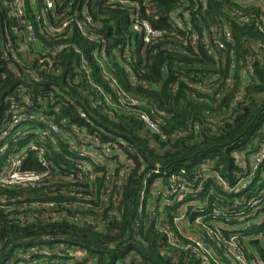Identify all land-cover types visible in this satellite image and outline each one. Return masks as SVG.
I'll return each mask as SVG.
<instances>
[{
	"label": "trees",
	"instance_id": "trees-1",
	"mask_svg": "<svg viewBox=\"0 0 264 264\" xmlns=\"http://www.w3.org/2000/svg\"><path fill=\"white\" fill-rule=\"evenodd\" d=\"M53 2L45 21V0H25V22L42 31L34 43L12 0H0V171L22 155L25 169L46 174L42 187L0 186V264H205L170 240L183 236L186 218L203 232L238 234L246 260L264 262V222L238 220H257L241 212L264 189V163L239 189L264 147L263 0ZM136 16L165 38L144 46ZM67 20L65 31L48 33ZM47 57L49 70L40 63ZM123 93L140 104L123 102ZM186 200L199 205L180 217Z\"/></svg>",
	"mask_w": 264,
	"mask_h": 264
},
{
	"label": "built area",
	"instance_id": "built-area-1",
	"mask_svg": "<svg viewBox=\"0 0 264 264\" xmlns=\"http://www.w3.org/2000/svg\"><path fill=\"white\" fill-rule=\"evenodd\" d=\"M25 0H12V4L15 6V15L20 21V23H25V30L24 34L26 35L27 39L32 42H39L40 41V35L42 34V31L37 29L34 24L32 23H26L24 18L27 17V10L24 7ZM46 4V10L44 14V20L49 21L48 17L46 15L47 12L53 10L55 8V4L53 0H45ZM263 9H264V0H263ZM87 21L91 22V18L87 16ZM70 21H64L60 24V26L56 27L53 24L50 23L48 33H54V34H60L63 31H65L69 27ZM81 29H83V26L80 25ZM134 30L141 35L142 41L144 43V46L155 44L160 42L165 38L166 32L160 29H156L152 26V24L149 21L141 20L138 18V16L135 17V21L133 24ZM225 37L227 41L230 44H233V39L231 37V33L226 30L225 31ZM47 37V36H46ZM207 44H211L210 40L207 39ZM218 48L220 51H222L225 48V44L223 42L217 43ZM64 47V45L58 46L57 48ZM134 50V48H133ZM210 54H214L217 59H220L221 56L212 48L209 49ZM41 64H43L44 68L51 69L53 68L54 60L50 57H47L46 59H41ZM232 68H235V63L233 64ZM114 81V80H113ZM115 82V81H114ZM123 102L130 103L131 105H139L140 100L138 98H135L133 96H130L126 93H123L122 95ZM144 123L146 126L153 132V133H161L162 128L160 124L149 114L143 113L141 115ZM53 131L55 133L59 132V128L57 125H53L52 127ZM87 138L86 143H90L91 141ZM87 146L82 145L80 148V153L84 156L87 155ZM92 157L96 158L97 160H103L99 155L95 154L94 152H89ZM38 159L42 162L44 166H47L48 163L45 161L42 155L38 156ZM264 163V147L259 153V155L254 159V164L251 172L247 171V174L245 177L241 178L239 181V189L244 188L247 189L249 185H251L253 182L257 180L259 168L258 166L260 164ZM24 159L22 155H16L11 160L10 164L5 167L3 170L0 171V186L5 187H14L19 185H25V184H32L37 187H42L44 177L46 176L45 173L38 172L35 170H29L24 168ZM83 162H79V167H82ZM178 189V188H177ZM183 189H186L183 187ZM180 191L179 196H177V200L181 199L183 200L185 198V195L183 194V190ZM176 200L174 201V203ZM247 207L245 210H243L241 213L246 214L248 211V215L250 216H257V220L248 219V217H239L238 220L240 222H245L246 225H257L260 222H264V189L259 192V195L251 198L250 200L246 201ZM260 209H263L261 212H259ZM163 216L165 217V214L163 213ZM198 223L200 222V219L196 220ZM215 226L222 227L223 225L219 222L214 223ZM238 227H236L237 229ZM182 233V232H181ZM253 234H255V237H261L262 230L255 228L253 230ZM182 237H175L171 234L170 240L173 244L177 245L178 247L189 249L192 252L199 255L205 264H264V262H253L249 263L246 258L244 257L243 253L237 247V242L239 235L233 234L232 237L229 239L224 238L219 232L216 230L208 227L205 232H202L200 234V239L194 238L189 239L184 236L182 233ZM216 240V246L210 242L211 239ZM217 247H223L221 249H217ZM83 253L81 251H74L72 255L74 257H77L79 255H82ZM227 258L229 262L223 261V258ZM73 264V263H72Z\"/></svg>",
	"mask_w": 264,
	"mask_h": 264
},
{
	"label": "rangeland",
	"instance_id": "rangeland-1",
	"mask_svg": "<svg viewBox=\"0 0 264 264\" xmlns=\"http://www.w3.org/2000/svg\"><path fill=\"white\" fill-rule=\"evenodd\" d=\"M23 46L25 47V43H23ZM27 60H32L34 58V55L29 54V52L27 51ZM192 204H196L199 205V203L197 202H193L192 200H186L183 205L180 207V214L182 217V215H186L187 213V206L188 205H192ZM161 210V209H160ZM179 230L184 234L185 237L189 238V239H194V238H198V240L200 239V234L204 231L202 229H197L196 226L190 225L188 218L182 220L179 222Z\"/></svg>",
	"mask_w": 264,
	"mask_h": 264
},
{
	"label": "water",
	"instance_id": "water-1",
	"mask_svg": "<svg viewBox=\"0 0 264 264\" xmlns=\"http://www.w3.org/2000/svg\"><path fill=\"white\" fill-rule=\"evenodd\" d=\"M6 43H7V40H6ZM10 58H11V61L14 63V64H16V66L18 67V69L20 70V71H22V69H21V67L19 66V64L17 63V61L15 60V58L13 57V55L10 53ZM57 87H59L60 88V90L67 96V97H69L71 100H73L74 102H76L79 106H81V108H82V110L84 111V113L87 115V117H89L91 120H93L94 122H96V124H98V125H100L102 128H104V129H107V128H105L103 125H101V124H99L88 112H87V110L85 109V107L83 106V104L80 102V101H78L77 99H75L74 97H72L71 95H69L65 90H64V88L63 87H61L59 84H55ZM256 121V119L252 122V124L254 123ZM251 124V125H252ZM109 131V130H108ZM111 132V131H110ZM112 134L113 135H115V136H118V137H120V138H124V139H126V140H128V141H130L131 142V140L128 138V137H126V136H124V135H121V134H118V133H115V132H112Z\"/></svg>",
	"mask_w": 264,
	"mask_h": 264
}]
</instances>
